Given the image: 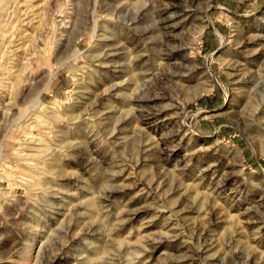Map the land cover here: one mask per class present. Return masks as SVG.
I'll use <instances>...</instances> for the list:
<instances>
[{
    "label": "rangeland",
    "instance_id": "374dc122",
    "mask_svg": "<svg viewBox=\"0 0 264 264\" xmlns=\"http://www.w3.org/2000/svg\"><path fill=\"white\" fill-rule=\"evenodd\" d=\"M0 149V264H264V0H0Z\"/></svg>",
    "mask_w": 264,
    "mask_h": 264
},
{
    "label": "bare ground",
    "instance_id": "6f19581e",
    "mask_svg": "<svg viewBox=\"0 0 264 264\" xmlns=\"http://www.w3.org/2000/svg\"><path fill=\"white\" fill-rule=\"evenodd\" d=\"M165 24H166V22H165ZM67 62V61H66ZM21 69V68H20ZM53 75L54 74H51L50 76H49V79H48V81H46L47 83H46V86H45V88H44V91H47L48 90V88H49V84H50V82H51V80H52V78H53ZM126 96L127 97H129L127 94H126ZM39 98H40V96H39ZM102 112H100V111H94L93 113H92V115L91 116H93V118H99L100 116L99 115H102L101 114ZM74 119V118H73ZM101 119V118H100ZM98 125L99 126H101L102 127V121H99L98 122ZM81 130V129H80ZM5 135V134H4ZM3 140V139H2ZM64 142H66V144L65 145H67V140L66 139H63L62 140V143H64ZM1 150V149H0ZM225 150H230V148L229 147H226L225 148ZM229 154V153H228ZM237 154L240 156V151H237Z\"/></svg>",
    "mask_w": 264,
    "mask_h": 264
},
{
    "label": "crops",
    "instance_id": "0c3cea01",
    "mask_svg": "<svg viewBox=\"0 0 264 264\" xmlns=\"http://www.w3.org/2000/svg\"><path fill=\"white\" fill-rule=\"evenodd\" d=\"M63 87H60L58 86L57 84L53 85V87L50 88V91L57 94L60 93V90L62 89Z\"/></svg>",
    "mask_w": 264,
    "mask_h": 264
}]
</instances>
